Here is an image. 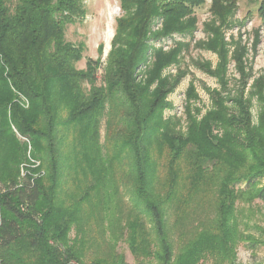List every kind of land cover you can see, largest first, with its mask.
Returning <instances> with one entry per match:
<instances>
[{
	"label": "trees",
	"instance_id": "obj_1",
	"mask_svg": "<svg viewBox=\"0 0 264 264\" xmlns=\"http://www.w3.org/2000/svg\"><path fill=\"white\" fill-rule=\"evenodd\" d=\"M119 1L122 15L105 63L86 59L78 69L84 46L66 41L65 30L84 19L82 0H0V264H126L114 250L95 255L84 232L91 217L100 228L107 207L99 197L112 186L115 167L124 164L137 214L123 229L136 261L199 264L211 257L235 264L238 243L248 239L236 206L264 203V77L244 94L251 77L245 49L236 44L230 54L224 40L236 0H212L207 39L198 47L218 61L214 69L198 66L217 79L220 90L210 93L212 106L201 119L186 110L184 131L179 120L163 113L167 94L183 74L162 72L178 64L188 44L156 49L147 63L148 43L172 34L190 37L194 9L203 0ZM257 12L264 18V0ZM156 20L161 29L150 34ZM229 62L240 77L232 91ZM252 100L259 105L256 123ZM105 116L111 131L103 156ZM207 196L213 218L175 253L169 216L179 218L185 198Z\"/></svg>",
	"mask_w": 264,
	"mask_h": 264
},
{
	"label": "rangeland",
	"instance_id": "obj_2",
	"mask_svg": "<svg viewBox=\"0 0 264 264\" xmlns=\"http://www.w3.org/2000/svg\"><path fill=\"white\" fill-rule=\"evenodd\" d=\"M86 15L80 22L68 25L65 30V39L73 45L83 44V59L76 65L78 69L85 68L86 59L99 60L105 63L110 44L115 34L116 20L122 15L119 0H82ZM260 0H236L234 15L231 18V28L224 31V40L229 43V52L234 51L235 45L245 49L244 62L246 70L250 69L251 77L247 81L244 94L249 93V87L254 79L259 76L264 77V18H260L257 12ZM212 0H203V5L194 9L197 20L195 31L192 35L172 34L166 39L149 40L146 62L152 61V53L156 49L168 52L179 43H187L188 48L180 53L178 64H171L166 67L163 77H175L181 72L182 78L178 84L170 91L165 100L168 104L164 110L165 118L179 120L180 130L186 127V110L194 114V118L199 120L211 108L210 93L219 91L220 87L215 77L208 76L198 63H209L214 69L217 65V56L202 47H198L199 41H206L204 24L212 19L210 13ZM161 29V21L156 20L150 29V34ZM101 48V54L99 49ZM146 63V64H147ZM235 64L227 66V78L229 80V90L237 88L239 74L234 69ZM189 90L192 95L189 96ZM259 105L252 100L251 117L256 123ZM107 116L102 119L100 127L99 144L102 147V155L108 154L106 139L111 129H107ZM70 139V138H69ZM69 142V141H67ZM69 147H66V151ZM110 154V153H109ZM115 167L111 173V184L106 190L101 192L99 200L107 210L102 211L100 216V228L93 218L85 225V234L92 241L91 249L94 254L103 257L114 250L115 253L124 257L126 264H155V261H136L131 255L127 233L124 231V224L128 219L137 214L129 201L128 188L130 177L128 178V166ZM113 174V176H112ZM264 185L263 183H261ZM116 189V191H115ZM111 200L107 199V195ZM183 198L185 192H182ZM106 196V198H105ZM92 197L91 203H95ZM183 200V199H182ZM187 205H179L178 217L174 213L168 218V225L174 229L172 235L174 252H177L178 245L191 238L206 222L213 218L212 199L207 196L202 199H184ZM110 209V210H108ZM237 220L240 231L248 238L240 241L236 248L235 264H264V203L260 200L252 202L241 201L236 206ZM182 216V217H181ZM145 224L149 223L145 219ZM75 234V230L70 233V238ZM153 237V236H152ZM108 251V252H106ZM141 261V262H140ZM199 264H220L211 257L204 258Z\"/></svg>",
	"mask_w": 264,
	"mask_h": 264
}]
</instances>
